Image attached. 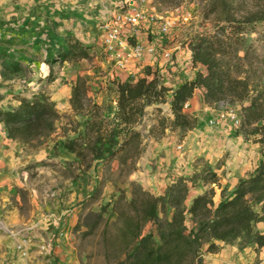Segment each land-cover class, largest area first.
Segmentation results:
<instances>
[{"label": "rangeland", "instance_id": "rangeland-1", "mask_svg": "<svg viewBox=\"0 0 264 264\" xmlns=\"http://www.w3.org/2000/svg\"><path fill=\"white\" fill-rule=\"evenodd\" d=\"M106 1H111L120 12L134 5L155 17L154 22L141 24L136 36L126 37L134 45L156 49L157 55H146L149 57L146 62L161 65L160 68L153 65L152 69L170 89L165 102L145 107L133 127L141 135L138 153L129 151L126 162L124 151L108 157V151L118 149L126 136L123 127L114 120L116 95L112 82L123 78L135 81L142 76L147 67L142 64L146 62L141 58L128 62L124 68L116 66L106 55L100 35L98 39L88 35L101 30L106 16L102 21L85 18L82 11L85 2L0 0V41H10V50L25 69L20 78L0 80V109L15 107L18 97L30 100L44 96L59 113L54 131L29 145L8 141L0 127V148L4 151L0 152V264H136L142 253L140 239L151 235L154 245L158 244V231L170 219L172 210L168 208L155 222L148 223L140 238L127 248L129 240L124 237V226L114 211L119 199L131 200L135 187L156 197L165 196L171 186L182 183L188 189L185 207L190 198L208 192H213L212 200L217 203L264 161V146L256 142L260 134L235 128L228 121L210 124L212 119L229 111L241 120L246 102L226 100L208 106L201 93L186 108L196 119L194 130H200L187 150L194 162L184 161L172 170L176 159L181 157L179 154L185 151L183 138L189 132L168 127L161 130L160 122L171 119L169 103L177 82L195 73L187 59L186 42L194 33L211 29L212 22L202 18L208 0H174L170 6L157 5L155 0ZM258 1L247 0V4L252 8ZM164 19L174 24L162 35L159 24ZM53 22L59 26L53 28ZM81 26H85L84 31ZM66 32L89 48L91 58L55 66L56 80L48 83L43 48L49 37L60 39ZM254 38L251 33L244 35L243 47L254 45ZM162 51L171 53V60L162 59ZM130 67L139 70L128 75L125 71ZM78 78L86 83L87 110L75 114L68 95ZM96 120L101 127L98 135L91 127ZM159 165L164 172H157ZM174 171L175 176L168 177ZM168 178L171 181L160 182ZM251 206L259 213V205ZM185 227H192L189 216ZM253 230L264 235V220L254 224ZM215 245L218 250L227 247L232 256L241 257V262L249 258L244 250L252 248L242 241L215 242ZM206 248L207 245L201 247L194 264L210 260L209 254L213 253ZM252 250L256 257H251L248 264H264V247Z\"/></svg>", "mask_w": 264, "mask_h": 264}, {"label": "trees", "instance_id": "trees-1", "mask_svg": "<svg viewBox=\"0 0 264 264\" xmlns=\"http://www.w3.org/2000/svg\"><path fill=\"white\" fill-rule=\"evenodd\" d=\"M155 1L165 6L174 2ZM258 2L250 8L247 0H208L202 18L212 22L211 29L194 33L186 42L195 73L171 92V119L160 122L161 130L166 127L183 133L193 130L196 119L186 111L185 105L196 90H202L203 101L208 106L226 100L246 102L240 128L260 134L256 142L264 146V0ZM52 26L59 25L53 22ZM248 33L255 35L254 45L244 48V35ZM127 42L134 45L130 38ZM43 56L49 71L48 83L56 80L55 66L73 65L91 58L89 48L69 32L60 39L49 37ZM24 73L25 69L10 50V41H0V80L13 81ZM112 86L116 95L114 120L123 127L126 136L118 149L108 151V157L124 151L123 162H126L129 151L138 153L141 135L133 127L145 107L165 102L170 89L160 82L156 70L148 66L135 81H113ZM86 98V83L78 78L71 85V111L75 114L86 111ZM16 102L13 108L0 109V126L8 141L29 145L54 131L59 113L48 98L18 97ZM91 127L96 135L100 133L98 120ZM187 192L182 183L174 184L165 196L158 197L135 187L131 200L119 199L115 203L116 218L129 240L127 248L140 238L148 223L155 222L168 208L172 210L170 219L158 231V244L154 245L151 235L140 239L142 253L136 264H194L203 245H207L208 253L218 250L215 242L242 241L246 246H256V250L264 247V236L253 230L254 224L264 220V161L217 203L212 200L213 192H208L194 196L185 207ZM251 204L260 206L259 213ZM186 216L192 221L190 229L185 227Z\"/></svg>", "mask_w": 264, "mask_h": 264}, {"label": "built area", "instance_id": "built-area-1", "mask_svg": "<svg viewBox=\"0 0 264 264\" xmlns=\"http://www.w3.org/2000/svg\"><path fill=\"white\" fill-rule=\"evenodd\" d=\"M155 17L152 15H146L143 11L139 10L134 5H128L126 12H120L119 10L113 11L110 15L106 17L102 25L104 31L102 42L104 45V51L108 58L115 61L116 66L119 68H124L128 62H133L134 60L141 59L144 55H149L155 57L157 51L154 47H143L141 45L130 46L127 43L128 36H136L138 29L143 23L154 22ZM187 20V19H184ZM174 22L164 19L159 24V30L162 35H165L173 26ZM129 47L128 52L124 55L117 52L121 49H126ZM162 59L169 61L171 60V53L167 51H162L160 53ZM192 78L187 76L185 81ZM187 108V104L185 105ZM219 121H228L233 127H240L241 120L233 112H225L212 119L210 121L211 125L218 124Z\"/></svg>", "mask_w": 264, "mask_h": 264}, {"label": "crops", "instance_id": "crops-1", "mask_svg": "<svg viewBox=\"0 0 264 264\" xmlns=\"http://www.w3.org/2000/svg\"><path fill=\"white\" fill-rule=\"evenodd\" d=\"M79 1L81 3L82 2H85V5L83 6V9H82V11L85 14L84 17L85 18H88V19H91L92 21H95V20L102 21L105 16L107 17L113 11L116 10L115 7H114V5H113V3H111V1H106V0H79ZM78 12L80 13V10ZM88 14H89V16L87 17ZM84 29H85V26L84 27L81 26V30L84 31ZM103 34H104V31L101 28V30H99L98 32H96V33L95 32L94 33H89L88 35H92V37L94 39H98L99 38L98 36L100 35V38L102 39ZM80 36L81 35H78V37H80ZM90 40H92V38ZM83 42H85V41L83 40ZM96 44H97V42H96ZM102 44H103V42H102ZM128 49H129V47H127L126 49H121V50H118L117 49V52L122 53V54H125V53L128 52ZM145 56L146 55H144L142 57V59H141L144 62H146L147 61L146 59L149 58V57H145ZM187 59L188 60L190 59V55H188V54H187ZM135 62H137V61H135ZM142 65H147L148 67H151L152 68L153 65H154V63L146 62V63H143ZM156 67L157 68H160L161 65L160 64H157ZM138 70H139V68L130 67L125 72H126V74L129 75V74H133L134 72L136 73ZM120 81H126V79L123 78V79H120ZM182 82H183V80L181 79L179 82H177V85H179ZM201 93H203L202 90H196L194 92L193 97L191 98V100L187 103V106H191L192 103H193V101H194V99H195V97L198 94H201ZM69 98H70V93L68 95V103H69ZM193 130H191V131H193ZM204 130L207 131L206 128ZM199 133H200V130H194L193 132H191V134H190V131H189V133H187L186 136L183 138V141L184 142H183L182 145H183V148H184L185 151L181 155L179 154V156H181V157H179L178 159H176L175 163L172 165V170H176V168H178L177 165H179V166L182 165V163L184 161H185V164H190V162H192V161L194 162V157H191L190 158L189 157L190 156V152L187 151V150H189V148L191 147V142L194 139V136L198 135ZM0 152L1 153L4 152L2 148H0ZM158 163L160 164V162H158ZM162 168L163 167H160V165H159L157 167V172L159 170L161 171ZM162 172H164V170H162ZM170 172H169V176L168 177H171V175L172 176H175V174H176L175 171L172 172V173H170ZM168 181H171V179L168 178L167 180H163V181L161 180L160 182H168ZM147 186L150 187L151 186L150 183H148ZM252 249H256V246H252V248L251 247H248V248H246L244 250V255H249V258H246L245 260H243L241 262L240 261L241 257H239V256L238 257L232 256L231 253H230V250L227 247L220 248L217 252H215L213 254H209V255H212V257H210V260H209V258H206L205 259V264H248V262H250L249 260L251 259V257H254V256L256 257V255L253 253V250ZM232 251H234V248H233ZM250 251H252V254L250 253ZM239 255L241 256V253ZM261 256H262V253L260 254L259 259L261 258ZM212 259L216 260V262H211Z\"/></svg>", "mask_w": 264, "mask_h": 264}]
</instances>
